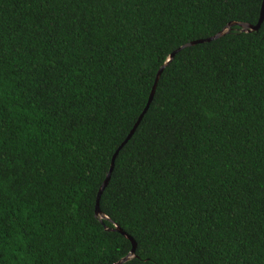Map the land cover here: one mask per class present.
I'll list each match as a JSON object with an SVG mask.
<instances>
[{
    "label": "trees",
    "instance_id": "trees-1",
    "mask_svg": "<svg viewBox=\"0 0 264 264\" xmlns=\"http://www.w3.org/2000/svg\"><path fill=\"white\" fill-rule=\"evenodd\" d=\"M263 0H0V264H264Z\"/></svg>",
    "mask_w": 264,
    "mask_h": 264
},
{
    "label": "water",
    "instance_id": "water-1",
    "mask_svg": "<svg viewBox=\"0 0 264 264\" xmlns=\"http://www.w3.org/2000/svg\"><path fill=\"white\" fill-rule=\"evenodd\" d=\"M264 22V0H263V6H262V11H261V16H260V19H259V22L257 23V25H249V24H244V23H230L223 31H221L220 33H218L217 35L211 37V38H208V39H204V40H198V41H193V42H190L184 46H182L181 48H179L178 50H176L169 58L168 62L160 69L158 75H157V78H156V81H155V85L153 87V90H152V93H151V96H150V99H149V102H148V105L146 107V109L144 110L143 114L140 116L137 124L135 125V127L133 128L132 132L130 133V135L128 136V138L125 140V142L121 145V147L119 148V150L116 152L115 156L113 157V160H112V164H111V169L109 171V174L107 175V178L105 180V182L103 183L100 191H99V194H98V198H97V204H96V211H95V217L100 221V222H104V221H111L100 209V200H101V197L105 191V189L108 187L109 183H110V180H111V176H112V173L114 171V167H115V161H116V158L117 156L119 155L120 151L128 144V142L132 139V137L134 136L135 132L137 131L138 127L140 126L143 118L145 117L146 113L148 112L152 102H153V99H154V96H155V93H156V90H157V87H158V83H159V80L162 76V73L164 72V70L167 68V66L174 60L175 56L177 54H179L181 51L187 49V48H191V47H194V46H197V45H201V44H206V43H211V42H214V41H217L219 40L220 38H222L223 36L227 35L228 33L231 32L232 28L233 27H239L241 28L242 32L244 33H252V32H257L260 30L262 24ZM115 225V230L117 232H119L120 234H122L124 237H126L129 241H131L132 243V250H131V253L124 259H122L121 261H119L118 263L116 264H125L126 262H128L129 260H131L132 258L135 257V253H136V248H137V244L136 242L133 240V238L131 236H129L127 233H125L118 225Z\"/></svg>",
    "mask_w": 264,
    "mask_h": 264
}]
</instances>
